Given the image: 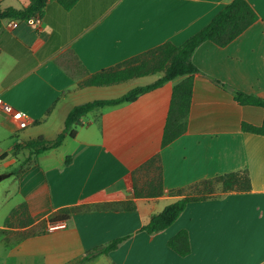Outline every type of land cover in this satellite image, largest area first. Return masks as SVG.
I'll return each mask as SVG.
<instances>
[{
  "label": "crops",
  "instance_id": "crops-1",
  "mask_svg": "<svg viewBox=\"0 0 264 264\" xmlns=\"http://www.w3.org/2000/svg\"><path fill=\"white\" fill-rule=\"evenodd\" d=\"M232 1L80 0L66 10L49 0L39 24L2 21L0 97L26 119L21 125L0 114V140L11 142L0 148V185L10 182L0 200V264H80L121 238L116 250L86 264H264V136L243 130V124L261 127L264 109L242 105L234 94L264 100V0H248L259 20L227 47L205 42L194 52L199 73L188 130L167 147L173 90L183 78L89 113L76 137L26 164L29 152L15 151L22 142L56 139L77 106L119 98L121 85L133 90L156 83L140 85L152 75L82 87L92 75L160 45H182ZM29 5L0 0L2 10ZM157 156L159 163L141 169ZM12 161L21 167L8 172ZM157 166L164 187L150 196ZM246 170L251 191L215 193L216 187L211 199L190 203L168 229L142 231L167 206L196 196L199 183ZM23 205L27 209L8 225ZM60 218L66 220L51 222ZM60 222L67 227L48 230ZM182 230L191 244L186 257L168 246Z\"/></svg>",
  "mask_w": 264,
  "mask_h": 264
},
{
  "label": "trees",
  "instance_id": "trees-1",
  "mask_svg": "<svg viewBox=\"0 0 264 264\" xmlns=\"http://www.w3.org/2000/svg\"><path fill=\"white\" fill-rule=\"evenodd\" d=\"M49 0H30L27 8L18 10L9 8L2 10L0 6V27L2 21L6 19H14L18 21H32L42 15ZM66 10H71L80 0H56ZM259 20V16L248 0H233L223 10H221L213 20L193 37L180 46L172 43H165L157 48L144 52L126 62L107 70H103L92 75L86 80L82 87H111L123 84L134 79L148 77L157 74H163V77L156 83L145 87H136L127 94L111 99L97 100L84 105H80L72 109L69 113L65 128L56 139L49 140L44 137L33 139L18 144L15 151H28L29 158L26 163L39 155L59 148L67 137H76L77 125L89 113L99 111L106 107H116L124 103L134 102L141 94L152 91L164 85L165 83L183 78L175 85L173 97L170 105L169 115L165 127L163 137V148L167 147L177 139H179L188 130V118L191 112L194 92L195 75L199 73V69L192 61L194 52L205 42H213L224 48L239 38L247 29ZM235 101L242 105H252L262 107L264 109V100L255 96L246 94L241 91H235ZM243 130L264 136V123L261 127H254L243 124ZM8 157V155H6ZM5 157V158H6ZM159 156L149 161L141 169H147L159 163ZM68 163V162H67ZM23 164V166H24ZM159 175L150 182L146 194L154 196L159 194L163 189L161 167L157 166ZM219 187L223 193L230 192H249L251 191V183L247 170L243 172H234L217 176L213 179L205 180L196 186L197 195L187 196L174 204L167 206L163 212L155 215L150 223L146 225L142 231L149 235L160 233L171 227L184 213L187 206L193 202H200L211 199L215 188ZM138 195H142L140 192ZM27 209L23 205L19 210L12 213L11 219L7 220V224H11V220L18 216L20 212ZM60 218L52 220V223L64 221ZM126 238L114 240L106 247H99L89 252L80 264H86L89 261L101 255H108L116 250ZM168 246L181 257H186L191 253V244L189 233L182 230L168 241Z\"/></svg>",
  "mask_w": 264,
  "mask_h": 264
},
{
  "label": "built area",
  "instance_id": "built-area-1",
  "mask_svg": "<svg viewBox=\"0 0 264 264\" xmlns=\"http://www.w3.org/2000/svg\"><path fill=\"white\" fill-rule=\"evenodd\" d=\"M34 21L39 24L40 21H41V19L38 16L36 19H34ZM12 27H17V24L14 23L12 25ZM1 113L4 114V115H7L9 117H11L13 120H15L16 122H18V124L25 125V123H24V121L26 119L25 114L23 112L17 110L12 105H10L7 102H5L0 97V114ZM66 227H67V224L65 222H60V223H56V224H51L48 227V230L49 231H57V230L65 229Z\"/></svg>",
  "mask_w": 264,
  "mask_h": 264
},
{
  "label": "rangeland",
  "instance_id": "rangeland-1",
  "mask_svg": "<svg viewBox=\"0 0 264 264\" xmlns=\"http://www.w3.org/2000/svg\"><path fill=\"white\" fill-rule=\"evenodd\" d=\"M161 76L162 75H156V76H152V77H149V78H145V79H142L141 80V82L142 83H140V85H147V84H149V83H152V82H154V81H156V80H158V79H160L161 78ZM129 85L128 84H125V85H121V92H123V91H125V92H123V95L124 94H127L128 92H130L131 90V88H129L128 87ZM0 136H1V134H0ZM13 139H15V138H13ZM11 145V142L9 141V140H5V141H2V140H0V148L3 150V149H6L7 147H9ZM10 161H8V163H9ZM13 162V166L10 168V167H8L7 168V170L6 171H8V172H15V171H17L21 166H20V164L19 163H16L15 161H12ZM4 164V162H2V165ZM17 169V170H16ZM7 184H10V182L9 183H6V185H0V200L2 199V198H4V194H3V188H5L6 186H7ZM218 190L220 191L221 189H219V188H217V190L215 191V193H217L218 192ZM2 194H3V196H2Z\"/></svg>",
  "mask_w": 264,
  "mask_h": 264
},
{
  "label": "water",
  "instance_id": "water-1",
  "mask_svg": "<svg viewBox=\"0 0 264 264\" xmlns=\"http://www.w3.org/2000/svg\"><path fill=\"white\" fill-rule=\"evenodd\" d=\"M1 181V180H0Z\"/></svg>",
  "mask_w": 264,
  "mask_h": 264
}]
</instances>
